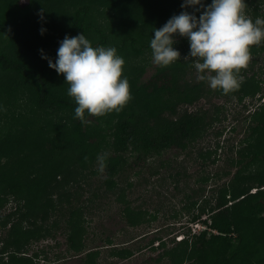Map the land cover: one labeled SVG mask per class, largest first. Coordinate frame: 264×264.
<instances>
[{
  "label": "trees",
  "instance_id": "trees-1",
  "mask_svg": "<svg viewBox=\"0 0 264 264\" xmlns=\"http://www.w3.org/2000/svg\"><path fill=\"white\" fill-rule=\"evenodd\" d=\"M182 3L184 0H27L26 3L0 0V35L13 30V37L4 45L0 38V98L2 95L7 98L2 104L17 106L12 99L27 95L32 105L28 112L50 115L66 110L72 119L71 123L49 121L44 127L37 121L39 116L32 120L28 114L13 112L18 125L16 131L0 140L4 149L0 155L11 157L12 153L33 148L34 153L48 155L43 154L41 167H36L26 178H20L14 166L18 160L17 170L23 169L21 162L30 154L24 152L0 167V182L7 185L19 202L15 212L18 216L0 219V228H7L5 235L0 236V264H35L26 255L27 245L36 235L48 234L56 220L60 222L57 211L61 215L68 211L62 220L67 223L69 246L83 250L82 209L77 205L81 197L79 189H85L81 181L83 171L92 169L98 157L106 168L105 190L110 192L118 188L116 176L121 168L175 147L186 149L188 142L206 128L212 118L208 110L192 111L190 105L205 95L207 80L194 78L190 60L178 59L169 66L159 67L149 81L140 79L143 67L127 66L122 75L130 84L128 102L118 112L92 116L85 113L86 122L82 123L75 117L76 104L67 94L69 85L64 75L50 68L40 51L43 49L55 60L59 42L66 35L85 33L94 47L113 46L121 56L138 55L146 46L150 47V42L139 45V37L145 35L150 40L155 27H161L171 16L185 10ZM262 3V0H245L246 10L255 18L264 17V12L259 11ZM99 6L120 19L121 27L114 38L110 39L101 22L92 15ZM186 10L192 12L193 8ZM196 15L199 17L200 12ZM41 28L46 29L43 35ZM263 49L264 45L259 43L251 46L250 52L258 55ZM247 67L239 71L237 86L227 93L242 98L262 91L263 79H257L258 72L248 75ZM260 68L263 71L264 67ZM255 118L258 123L252 130L263 132L264 107ZM95 120L106 122L108 127L92 126ZM240 179L239 172L235 173L219 188L215 204L207 202L195 209L192 220L197 222L203 214H208L202 222L209 229L192 234L183 249L174 247L169 252L172 264H264V179L258 180L255 191H251L247 182L240 185ZM200 191L194 193L196 198ZM88 200L92 201L90 197ZM197 200L192 201V206L198 204ZM51 212L55 219L48 225V220L54 218ZM139 218L140 213L127 207L130 224H137ZM98 252L87 251L82 264H97ZM131 253L115 248L113 254L125 257Z\"/></svg>",
  "mask_w": 264,
  "mask_h": 264
},
{
  "label": "rangeland",
  "instance_id": "rangeland-1",
  "mask_svg": "<svg viewBox=\"0 0 264 264\" xmlns=\"http://www.w3.org/2000/svg\"><path fill=\"white\" fill-rule=\"evenodd\" d=\"M262 1L260 12H264V0ZM210 3L211 0H203L204 5ZM244 12L254 20L255 17L246 10V6ZM92 15L101 22L110 39L118 34L121 27L120 19L116 18L114 13L99 6L93 9ZM11 37L12 29L3 32L0 35L2 45ZM149 42L145 35L139 37V45ZM260 44L264 45V41ZM174 47L180 52V59L188 56L189 42L186 37L177 35ZM122 57L125 61L123 69L127 66L143 67L141 81L152 79L161 67L153 63L152 50L147 46L138 55ZM193 59L195 58L189 57L190 61ZM247 66L248 75L258 72L257 79H263L262 91L256 96L240 98L221 89H212L207 82L205 95L190 105V110H208L212 118L206 128L188 142L186 149L175 147L162 155L150 157L147 161H140L137 164L131 162L120 169L116 176L118 188L111 189L110 192L105 190L103 183L106 168L99 159L92 169L83 171L81 181L85 189L83 191L79 189L81 197L77 204L82 209L81 221L84 230L81 236L85 243L83 250L76 251L69 246L67 223L62 220L63 215L68 216V211L63 215L57 211L56 216L57 219L60 218V222L56 220L57 224L50 228L48 234L36 235L30 239L26 255L32 257L35 264H82V257L93 249L99 251L96 257L97 264H172L169 252L176 246L179 250L183 249L191 241L192 234L208 228L202 222V219L208 218V214H203L201 220L197 222L192 220V215L199 205L207 202L215 204L219 197V188L223 183L229 182L235 173L239 172L241 178L238 183L244 185L247 182L251 191L256 190L259 179H264V131L252 130L258 123L255 116L264 107V69L260 71V67H264V49L260 50L258 55L251 53ZM192 75L198 81L204 74L198 73L193 66ZM3 101H7V98L2 95L1 141L10 132L16 131L18 124L14 122L15 118L12 116L15 117L20 112L28 114V118L32 120L39 116L37 121L44 127L49 121L72 122L71 113L66 110L50 115L28 112L32 105L27 95L21 94L12 99L17 106L7 102L2 104ZM97 124L108 127L106 122L96 120L92 126ZM1 141L0 153L4 151ZM47 144L49 147L50 143ZM5 150L9 151L8 148ZM24 152L30 156L21 162L23 164L20 165L24 168L17 170L19 165L15 158ZM34 152L33 148L26 149L20 154L12 153L11 157L0 155V167L8 160H15L14 169L17 174L20 178H26L36 167H41V158L47 153ZM196 191H200L198 198L194 195ZM93 192L97 195L92 194ZM89 197L92 201L88 200ZM17 199L7 185L0 182V219L13 217L19 205ZM195 199H198V204L192 206L191 203ZM127 207L137 214L140 213L137 224L132 225L128 222ZM207 207H210L209 204ZM51 215L54 218L48 220V225H52L55 219L52 212ZM6 230L5 226L1 227L0 236L5 235ZM115 248L127 249L132 253L118 257L113 254Z\"/></svg>",
  "mask_w": 264,
  "mask_h": 264
},
{
  "label": "clouds",
  "instance_id": "clouds-1",
  "mask_svg": "<svg viewBox=\"0 0 264 264\" xmlns=\"http://www.w3.org/2000/svg\"><path fill=\"white\" fill-rule=\"evenodd\" d=\"M244 6L245 0H211L207 5L203 0H184L181 8L185 10L153 30V63L166 67L180 59L174 47L176 36L186 37L189 53L184 60L195 58L191 60L193 66L204 74L199 78L206 79L212 89L229 92L237 86L238 73L251 58V46L264 41V17L253 20L245 14ZM188 7L193 11H187ZM196 12H200L199 17ZM40 31L43 35L46 29ZM40 51L49 67L64 75L69 85L67 94L76 104L75 117L82 123L86 122L85 113L118 112L130 99L129 80L122 75L125 61L115 47H94L86 34L80 33L66 35L59 42L55 60Z\"/></svg>",
  "mask_w": 264,
  "mask_h": 264
}]
</instances>
